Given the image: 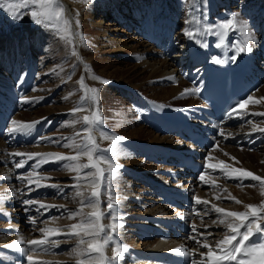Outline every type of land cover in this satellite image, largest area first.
I'll return each mask as SVG.
<instances>
[{"label": "bare ground", "instance_id": "1", "mask_svg": "<svg viewBox=\"0 0 264 264\" xmlns=\"http://www.w3.org/2000/svg\"><path fill=\"white\" fill-rule=\"evenodd\" d=\"M260 1L264 2V0H213V2L211 4L212 7H211V10L209 12L210 19H212L211 23H214V24L222 22L223 20L227 19L228 16H231L232 15L231 12L228 11L229 13H227V10L224 11L223 8H225L227 6H232L234 4H239L241 7L245 8L246 11L249 12V14H251V16L249 15L250 16L249 20H251L252 23H253V29H251V31H253L252 33L255 36V40L252 42V45H253L252 52H244L243 54L245 55L244 56L245 60H247L249 63H252L253 66H256L257 58H259L258 53L260 51H262V50L264 51V49H263L264 37H262V35H261L262 42H260V36L258 34H256V31H255V26L257 25V26H259L260 30L264 32V26L260 27V25H262V24L264 25V21L260 17H258L259 12L262 11V14H264V3H261V5L263 6L262 9H261V7L259 8V10L257 8L258 11L256 13L255 12L251 13V10L255 9L257 7L256 5H258L257 2H260ZM61 2H64V4L67 7V10H69V16L72 17L73 16V13H72L73 12L72 11L73 10L72 9V6H73L72 2L70 0H61ZM174 5H175V7H178V9L175 8L177 11L175 9H173L172 14L171 13L165 14V13L168 12V10H166L164 13H162L163 9L162 10L161 9L160 10H156L153 7H151V8L149 7L148 8L149 11H150L149 14L151 16L154 15V14L158 15L157 17L161 16L162 23L160 25H155L153 22H151L153 25L151 23H149V24L147 23L148 24L146 26L147 30H145L146 28L142 26L143 33L140 34L141 37L136 34L135 38H130L129 37V40L125 39L123 41L122 40L121 41L116 40V42L115 41L114 42L108 41L106 43L102 42L103 45L101 46V50L100 51L104 53V58H102L101 60L105 61L107 63V65L103 66V68H99L96 71L95 76L100 77L103 80H107V81H109V83L108 84H104L100 80L92 79L90 75H88V79L90 80V81L89 80L88 81L91 84L93 83L94 86L99 85L101 87L103 95H102V97L100 99V102L102 104V108H103V111L105 113H106L105 106L106 105L109 106L108 105V98H112V96H115V97L119 98L120 103H123V104L126 105V109H127L126 112L127 113L129 112L128 113L129 120H127L125 118V115H124V118H123V116H121L123 114V110L120 109L119 112L118 111L117 112L116 111L115 112L114 111H110L111 113L113 112L112 113L113 116L112 115L109 116L111 119L113 117H115L114 114L115 115L118 114L120 116V118H119L120 125H119V127H116L117 128L116 129L115 127H113V125H112L113 123L111 124V126H110L109 123H107L109 125L106 124L105 127H102L101 129H99L96 132L97 141H98V143L100 144V146L102 148H108V146L110 144V141L109 140L100 139L99 138V132L100 131H105L109 135H111L112 133L111 132L109 133L108 130H110V131L112 130V132L117 133L118 135L122 136L123 138L136 140V139H138L136 137H139L141 134L146 133V131L151 130L153 128L152 125H156V123L152 120L153 115H151L149 113V109L150 108L146 104H143V100L140 99L139 96H137V92H138L139 88L141 89L140 86L145 85V83H147V82L150 85H151V83H153V86L151 85L152 88H151V91H150L151 92L150 97L152 99L147 98V97L145 99H148L150 102H152L153 105H155L158 109H161V111H162V108H165L164 102L168 101V102L171 103V101H174L176 99L183 100V98L185 96V95L181 96V93H183L185 91L186 88H185L184 84L187 85V82H186L185 79L181 80L179 78L180 70L183 69V67L185 69V67H187V66H189L191 64L192 65L194 64V66H196L198 64V63H196V61L201 60V61L204 62V61L208 60L209 58L213 57L214 53H216V54L218 53L220 55L221 54L223 55V53L227 52V51H229L231 53L233 52V47H232V42H234V38L233 37L234 36H238L239 33L237 35L232 33L233 36L230 37L231 38L230 41L228 43H225L221 47H217L216 46L219 43L218 39L212 40L211 38H205L204 41L198 45V47L191 48L190 46H188L186 44L185 47H186L187 50L183 49L184 51H180L178 49V51L174 52V53H177V54L173 57V59L171 57H169L170 56L169 51L172 52V50L167 48V46L165 48V45H164V48L161 47V49L166 50V52L163 53V55H161L160 52H162V51H160L159 48L156 49L157 47L154 48L155 45L153 43V40H150V41H152L150 43V41H149V39H148V37L146 35V32L149 31V32L157 33L158 29L160 28L162 34L165 33L166 34L165 35L166 39L169 40L171 43L172 42L173 43L174 42H178L179 45H180V42H182L184 44L187 43L186 42V38L188 39V37L185 36L183 34V32H182V29L185 26L183 25V27L181 28L180 25L177 27L174 24L172 27H170L168 25V23L166 22V20H168L170 22V18L173 17L172 15L174 13L177 14V16H178L177 19L178 20H180L179 19L180 17L181 18L188 17L187 16V12H188V9H189V5L186 4V6L183 7L182 0H175ZM180 7L184 8L183 11H186V12H182L179 15V12H181ZM220 7H223V8L220 9ZM218 9H220L219 12H218ZM201 11L204 12L203 8L201 9ZM150 18H149V20H150ZM253 18H255V20L256 19H258V20L254 21ZM158 20H159V18H158ZM260 20H262V21H260ZM258 22H260L259 25L257 24ZM98 25H99L100 30L102 31L103 34L105 32H109L110 34H112L113 32H116V30L114 28H107V25L106 26L101 25V24H98ZM137 25L135 24V27H138ZM161 25H164V28H162ZM94 26H96V25H94ZM175 27H176V29H175ZM76 29H77V27H76ZM99 35H100V33H99ZM205 40H210L212 43L211 42H207ZM235 40L237 41V39H235ZM195 41L196 40H194V42ZM227 41H225V42H227ZM130 43L133 46L130 45ZM204 43L207 44V47L202 46ZM149 46H151V48ZM52 47H53V51L51 49ZM51 48H50L51 53H52L51 56H53L54 58H58L59 56L61 57V56H63V55L68 53V50L65 47L63 48L62 44H60V42L58 40H56V41L51 43ZM79 49H80L81 55L83 56V54H82V44L81 43H79ZM123 49H126V50L127 49H131V52H133L135 55L136 54H140V56H142V54H146L144 57H142L143 61L146 60L145 57H147V56L151 57V59L156 56V57H158V60L160 61V66L154 67L155 65H153V64L149 65V66H146V65L145 66H143V65L140 66L142 62L137 63L136 65H134V64L133 65L125 64L124 61H122V59L120 60L118 56L115 57L116 56L115 54L123 52ZM154 49H156V50H154ZM196 49H201V51H202V55L201 56L198 54V51ZM44 50L48 51L49 48H46ZM111 52L114 53V54H110ZM180 54H183V56L182 57L179 56ZM69 57L70 56H68L66 59L63 58L64 60H62V58H61L59 60V62H56L54 64V66H49L43 71L42 74L45 76L44 79L47 78L45 80V82H42V84L39 85V86L36 85L38 87H36L35 90H31L30 93H26L25 96H24V97H28V98L31 99L30 103H22L21 101H19L18 86L20 84V76H19V72L21 70L20 65L19 64H17V65H9V63H7L5 61H4L5 63L1 62L2 60L0 59V111H9L11 109V103H10V100H11L12 104L16 105L19 108V112L16 113V114H18L17 115L18 119H21L22 121H26L27 120L29 122H33V121L38 122V123L35 124L32 132L29 135H24L27 138H29L30 135L34 134L35 132H38L41 129L43 121H47L48 125H51L52 122L54 123L53 131H49L46 134V137L44 136L45 139L40 141V145L39 146H41V145L43 146V150L42 151H39V150L33 149V148H28V147L36 146L35 144H32V145L28 146L25 142H22L20 145H18L17 144L18 139H20L21 141L23 139L21 137H18V135H9L7 133V131H6V129L4 130L3 134H0V166H1L0 167V178H5L4 180L10 181V182H12L15 185V187L8 186V187H6L5 190H3L4 188L0 187L1 195L4 196V197H7L8 194L9 195H14V193L16 192V189L18 187L15 184V182L13 181L15 176L12 174V170H13L12 166L15 165V162L19 161L20 157H14V156L11 157L12 156V155H10L11 153H15V152H33V150H34L35 152H33V153H64V154H72L70 149L65 148L63 146V143L65 141H61L60 143H55L54 142L56 139H58L60 137L71 136L74 132L81 130V127L79 128L80 125H77L75 128H73V127H63V125L66 122H68L71 119H73V117L69 114V110L71 108H73L74 106H76L79 103V101H80V98L77 97V95H76L77 94L76 91H77V85H78L77 84L78 75H79L78 73L83 68L80 64H78L77 58H75V57L69 58ZM182 58H184V59H182ZM135 59L136 58H134V60ZM223 59L225 61L227 60L225 57ZM150 61H152V60H150ZM105 62H104V64H105ZM49 65H50V63H49ZM70 65L72 67L75 66L74 72H71L73 70H71V68H69V67H71ZM90 65H91V62H90ZM95 66H96V64H95ZM247 66L251 67V65H247ZM99 67H102V66H99ZM68 68L71 70L70 72L72 73L71 74L69 72L72 75V79L71 80H68V78H67L68 75H69V73L67 71ZM84 68H85V64H84ZM63 69L66 71L65 74L62 72ZM86 69L84 71H86ZM166 70H168V71L172 70V72H173L172 74L173 75L172 76L169 75L172 78L168 77L166 75ZM87 72L91 73V71H87ZM248 72L249 71H247V74H248ZM252 74H253V80L249 79V84L251 86V89L248 92V96L252 95L253 96V100L254 101L259 100V103L249 102V104L246 106L245 109L240 110L242 112H246L247 113L246 115H243V117L245 116L248 119L245 122L241 123L239 126H237L234 129V133L235 134L242 133V132H245V131H248L249 129H251V124L249 123V121H251L252 124H256V125H258L260 127H263L262 123L260 122L259 119L264 120V116L254 115V113L264 112V100H260V97H264V79L261 76H259L254 71H253ZM49 77H54V78H56V80L53 79L52 82L50 83L49 82ZM136 77L138 78V83L125 82V81H130L132 78H136ZM41 80H43V78H41L39 80V82ZM94 80H95V82H94ZM62 82H66L67 83V86H66V88H64V90H63ZM89 82H88V86L91 87ZM109 85L113 86L114 90L112 88L110 89L108 87ZM125 85H129V86H125ZM115 90L118 92V95H115V92H114ZM251 90H252V92H251ZM69 92H73V95L70 98L65 99V97L68 95ZM119 94H120V96L121 95L122 96H127L129 99H131V101H132L131 105H129L127 100H125L123 97H119ZM134 94H136V96H137L136 99L139 98V99L136 100V103H135V98H133ZM47 97H49V98H47ZM193 97H194V94H193ZM32 98H35V99H32ZM42 99L44 100V104H45L46 100L53 99L52 102L54 104H52L50 106H46V107L44 106L43 107L40 104ZM194 100L196 101L195 97H194ZM194 100H193V102H194ZM83 106L84 107H88L87 104H85ZM167 111L163 110V112L169 113V111L168 112ZM84 114H86V113H81V114H78V115H84ZM154 114L156 115V117L159 118V114H157L156 112ZM105 116L107 117V114L104 115V117ZM51 118H52V121H51ZM237 118L238 117L234 116V117L228 118V119L231 120V121H235V120L238 121ZM64 119H66V121H64ZM131 121H132L134 126H131ZM210 123H213V122H210ZM233 128H234V126L231 125L230 127H227L225 130H232ZM43 129H44V127H43ZM128 129H130V131H128ZM42 132L44 133V131H42ZM46 132L47 131H45V133ZM171 136L172 135H168V134H167V136H164V137L161 136L163 140H165V139L168 140V142H165L167 144H163L162 142H160L162 140H158L160 142L159 144L156 143L157 139H160V138H158L156 136H152V139H153L152 141H155L152 144L155 145L154 146L155 147V151H156V149H159V152H161V154H160L161 157L165 156L166 158H168L171 155V152H172V150L175 147L178 150H183L187 146V144L183 140H179V139L175 138L174 136H172V137H174L173 138L174 140H171V141H170V138H166V137H171ZM233 137H235V136L230 135V139H232ZM262 137H264V134L262 135ZM47 138H51V139H47ZM37 139H38V137H37ZM38 141H39V139L37 140V142ZM222 141H223V139L218 142V144H217V146L215 148H212L209 151V152L212 153V156L215 158L212 162L216 163L219 160H223L224 162L228 161V165H231V166L233 164L235 165L233 157L234 158H238V159H242V158L237 156V155H234V154L228 155L226 153V148L233 150V149H235V147H238V146L224 145L222 143ZM120 143H121V141L119 142V144ZM140 145H142V144H140ZM142 146H143V148H141V149L139 148V146L138 147L136 146L135 149H138V151H141V152L149 154V150H148L149 149V145H142ZM226 146H228V147H226ZM263 148H264V144H261V145H258L257 148H255V149H245V150H248V151H250V150L251 151H253V150L254 151H260ZM218 149H221V151H219ZM29 150H31V151H29ZM261 152H259L260 154L258 155V157L264 163V150L261 151ZM218 154H220L221 156H224V158H221L220 155H218ZM151 155H153V153ZM205 156H204V160H205ZM141 158H143L142 155H141ZM116 159H118L119 161H121L122 163H124L128 167L127 168L128 171H123L122 170L123 172L119 173V177L115 181V184H114V192L115 193H113L115 196H117L119 199H121L123 201V203L125 204L124 207H126V205H127V207L131 206L133 204V202H132L133 197L139 196L138 192H137V195L134 193L133 184L131 183L130 180H128L127 177H129V176H127V174H132V175L136 176V179H137V177L141 178L140 173L142 171H144L145 175L152 176V177L155 178V179L150 178V182H152L154 180L160 181V179H162L163 176L161 175V177H160L157 174L159 169H160L159 174H160V172H164L165 173L167 170L171 169V168H167V167L162 168L158 164L156 156L154 157L155 162L148 161V162H151L152 165H150V164L147 165L148 162L146 163L143 160H141L140 158L133 157V156L129 155L128 153H120L119 152V155L116 156ZM29 163H30V166H31V164H33L34 161H29ZM58 163L59 162H50V163L42 165V167L37 170L40 175L52 178L50 180L41 181L42 184H56V185L61 186V188L63 189V191H61L60 188L41 187V188H44V190L47 191V192H49V191L52 192L51 197L44 198L43 203H49L50 205H64L65 206L64 208H54L53 212L57 213V211L59 210L60 211L59 214L63 213L65 216L63 214L61 216L62 217L64 216L65 219H68L69 220L68 222L77 221L75 219H69L68 218L69 212L75 210L77 208V205H79L78 198L76 200H74L72 198L73 194L75 192V189L67 187V186L72 185L74 183V181L71 178L74 174L73 173H69V172L65 173V171H64L65 169L62 168L61 162L59 163L60 165L57 167V168L60 167L61 170H58V172L53 171L51 168L54 167L55 164H58ZM241 163L244 164V162H242V161H241ZM48 167H50V169L47 170ZM15 169L16 168L14 166V170ZM30 170H31V167H30L29 171ZM145 170L148 173L145 172ZM174 170L175 171H179L180 169L178 167H176V168H174ZM256 170H257L256 172H253L254 174L264 177V175H262L264 173V164H263V166H261V169H260L261 172L259 171V169H256ZM136 171H138L139 173L136 172ZM21 174H23V173H21ZM21 174H19V175H21ZM123 175L127 176V177H124ZM222 176H223L224 180L228 179V177L224 176L223 174H222ZM132 178H134V177H132ZM119 179L123 180L122 183L124 182L125 185L120 184L118 182ZM198 180L199 179H197L196 177H193V176L190 177L189 180H188V187L192 186V185H195V184H197V186L199 187L200 184H198ZM214 180L216 181L218 179L214 178ZM237 181H238L237 183L239 185L241 184L242 186H244L245 184H248L249 182H252L251 180L246 179V180L243 181V182H245L244 185H243L239 180H237ZM247 181H248V183H247ZM18 185H19V187L23 186L26 189L28 188L26 181L20 180ZM254 186H257L256 188L258 190L260 189L259 184L258 185L255 184ZM121 187H123V189H124L122 193L117 191ZM146 188L152 189V191H153V187L151 185H149ZM245 188H246V190H248V189L250 190V186L249 187H245ZM220 191H221V189L219 187H214L211 192H207V194L204 195V196L206 198L214 201V202H217V200H218L217 197H220V199L223 197V195H222V193ZM205 193H206V191H203V192L199 193L198 197L205 199V197L203 196V194H205ZM103 198H104V201H105L106 197H103ZM245 198H243V199L246 200L247 198L246 199ZM33 199H35V197ZM259 199H260V197L255 193L252 197H248V199L246 201H247L248 204H255V203H257L259 201ZM24 208H25L24 210H26V207H24ZM133 208H134V206H133ZM164 208L165 207H163L161 209L163 210ZM89 210L90 209H85V211H89ZM130 211H132V210H130ZM165 211L167 212V210H164V212ZM59 214H57V215H59ZM129 215H131V214H129ZM62 217L61 218L58 217V218L63 219ZM128 217H126L125 219H127ZM140 217H143L146 220H148L147 216H139V218ZM52 218H56L55 215L53 217H51V218H48V219H52ZM135 219H137V217H130L127 220H135ZM209 221H211V220H207L206 219L205 220V222H206L205 225H207L209 223H212V222H209ZM3 229H4V226H3V224H1L0 225V243L3 242L4 240L7 241L6 243H8V241L10 242L13 238L20 237L18 235H15V234L12 235L10 233L11 236L6 239V237H8V236L4 237L2 235ZM24 232H25L26 235H29V238H32V237L34 238L35 237V236H32V233L28 229H25ZM204 233L207 234L208 232H204ZM37 234L41 236L40 233H37ZM59 240L61 241V244L69 243L70 248H72L74 246V244H75L74 240H71V239H69L68 237H65V236H62V238H60ZM193 242L196 243L194 240H193ZM109 248L111 249V247H109ZM53 249H57V248H53ZM53 249H51V250H53ZM51 250H49L47 253L51 254ZM70 251L71 250H69V252ZM66 252L67 251H65V253ZM134 254L132 255V254H129L128 252H125L124 253L125 256L123 257L122 260L119 261V264H142V262H144L143 261L144 260V254L140 253V252L134 253ZM55 255L53 257H61L62 256V255L59 256L57 254H55ZM67 257L70 258V256H67Z\"/></svg>", "mask_w": 264, "mask_h": 264}, {"label": "snow or ice", "instance_id": "2", "mask_svg": "<svg viewBox=\"0 0 264 264\" xmlns=\"http://www.w3.org/2000/svg\"><path fill=\"white\" fill-rule=\"evenodd\" d=\"M185 2L189 5V9L187 12L188 18L184 21L186 26L182 29V32L189 39H195L197 43H201L199 37L211 34L219 37V43L216 46L221 47L225 44L228 33L239 32L243 39L232 42L236 54L231 56L230 59L235 61L240 53L252 52L251 42L255 40V36L250 30L248 22L239 19V13H233L230 18L222 22L209 23L206 13L201 11L198 6L199 0H185ZM0 8H3L14 20L23 18L25 12H22V9L28 10L27 14L37 26L54 30L55 35L60 40L71 46V55L79 59V53L75 45L85 43V41L83 35L73 29V21L66 15V8L61 0H0ZM79 23V20L76 19L75 25L77 28ZM202 46L207 47V44L204 43ZM213 59L217 64L225 62L219 57ZM67 78L71 80L72 75L69 74ZM91 78L100 80L104 84L109 83V81L95 75H91ZM77 84L79 85L78 91L83 94L80 96L79 103L69 110V114L73 119L66 122L63 127L75 128L80 125L81 130L74 132L71 136L60 137L54 141L55 143L65 141L63 146L70 149L72 154L33 152L10 154L14 157H20L19 161L15 162L16 169L25 168L29 161H34L30 166V171L16 177L18 180L26 181L28 192H33L41 187L60 188L63 191L59 185L41 183L43 180L52 179L40 175L37 171L44 164L61 162L62 168L74 174L71 177L74 183L67 187L75 189L72 198L74 200L78 198L79 207L70 211L68 218L75 219L77 222L63 227H40L38 229L41 234L39 239L24 241L21 238L5 245V247L25 252L26 249L20 247V245L26 243L33 251L37 249L49 251L60 246L61 241L54 237L65 236L75 241L74 246L68 253L72 264H119L128 249L125 245L119 243L117 239L118 229L122 227L117 222L121 219L117 214L120 200L113 193L115 181L118 179L119 170L122 167L116 162L115 158L119 153L115 146L124 138L100 131L99 138L110 141L107 149L101 148L96 135V132L104 125L100 110V90L96 87H89L85 83L83 75L80 76ZM199 91V88L185 89L181 96L199 93ZM72 95L73 92H69L65 99L70 98ZM260 100H264V97H260ZM21 102L30 103L31 99L22 97ZM249 102L259 103V100L254 101L253 96L249 95L246 99L238 101L236 106L226 114L227 117L242 118L247 113L240 110L245 109ZM85 104L88 107H84ZM81 113L86 114L78 115ZM254 115L264 116V112L254 113ZM36 123L38 122L11 119L6 131L9 135H29ZM249 123L251 124L249 135L256 132L264 134V127L252 124L251 121ZM220 135H224V129L222 128L220 129ZM214 159L211 152L205 156L202 165L203 170L198 176L201 182L215 187V181L211 179L208 172L209 170H219L224 176L239 180L241 183L246 179L258 182L261 194L264 195V177L246 169L232 167L223 160L213 163ZM233 159L235 158L233 157ZM102 197H106V207H102ZM219 198L217 197V199ZM229 198L237 204L241 203L234 196ZM4 199V196H0V201ZM195 203L208 205L209 202L201 200L197 196L195 197ZM23 204L27 206L37 205V211L43 209L45 212L51 208L65 207L64 205L45 204L32 199L23 200ZM86 208L90 210L85 211ZM244 208V211H230L212 204L210 210L217 215V219L212 221V225L223 227V237L210 243L208 238L212 236V233L199 232L193 224L191 231L195 235L190 236L189 239L194 240L199 247L197 249H185L181 246L172 249V251L184 256L198 254L199 260L192 259L191 264H264V200H261L259 204H246ZM204 215H208V212L206 211ZM106 216L110 217V222L107 224L103 223ZM29 221L33 225L36 224L35 217H30ZM204 227L209 226L205 225ZM110 245L113 246L109 256L106 250ZM200 249H206V251H200ZM26 260L27 264H69L66 261L38 259L33 255H27Z\"/></svg>", "mask_w": 264, "mask_h": 264}, {"label": "rangeland", "instance_id": "3", "mask_svg": "<svg viewBox=\"0 0 264 264\" xmlns=\"http://www.w3.org/2000/svg\"><path fill=\"white\" fill-rule=\"evenodd\" d=\"M70 1L72 2V5H73L72 6V9H73L72 10L73 11L72 12L73 13V16L72 17L69 16V10H67V7L64 4V2H62V3H63V5L66 8V15L73 21V29L76 30V31H78V32H80L83 35V38H84V41H85V44L82 43V54H83V56L80 53L79 43H77L75 45L76 48H77V51L79 53V59L77 57H75V58H77L78 64H80L83 67L82 70L78 73L79 74L78 75V80H79L80 76L83 75L85 77V83L87 85H88V82L90 81L88 79V75H90V76L91 75H95L96 71L99 68H103V66H106L107 65V63L105 61L101 60L102 58H104V53L100 51L101 50V46L103 45L104 42L105 43L108 42V41H110V42H114L115 41L116 42V40H118V41H121L122 40L123 41L125 39L126 40H129V37L130 38H135L136 34L141 37L140 34L143 33L142 26L145 27V28H147L146 26L149 23H151L150 20L155 25H159L161 23L160 21L162 19L161 16L157 17L158 15H155V14L151 16L149 14V12H150L149 9H148L149 7L150 8L153 7L156 10H160V9L162 10L163 9L162 10V13H164L166 10H168V12L165 13V14H168V13H171L172 14L173 9H175V8L178 9V7H175V5H174L175 0H70ZM164 1H166V4L165 5L163 4ZM212 2H213V0H199V5H198L200 7V9L203 8V10H204V12L206 13V16H207V21L209 23H211V21H212V19H210V15H209V12H210L211 7H212L211 6ZM182 3H183V7L186 6V4H187L185 2V0H182ZM257 3H258L259 6L256 5L257 7L255 9H252L251 10V13H253V12L256 13L259 10L260 7L262 9L263 6L261 5V3H264V2L260 1V2H257ZM5 7H6V5H5ZM146 8H147L148 15L146 13ZM222 8L223 7H220V9H222ZM257 8H258V10H257ZM180 9H181V12H179V15L182 12H186V11H183L184 8L180 7ZM220 9H218V12H219ZM223 10L224 11L227 10V13L231 12V14H233V13H239V19H242V20L247 21L250 30L253 29V23H252L251 20H249L250 19L249 17L251 16V14H249V12H247L246 9L243 8V7H241L239 4H234L232 6H227V7L223 8ZM21 11L22 12H25V14L23 15V18L20 19V20H14L11 16H9L7 14V12L3 8H0V59L2 60L1 62H3V63L7 62V63H9V65H17V64H19L20 67H21V70L19 72L20 84L18 86L19 101H21V98L24 97L26 93H30L31 90H33L36 87H38L39 85H41L42 82H45V80L47 78L44 79L45 76L42 73H43V71L47 67L54 66V64L56 62H59V60L61 58H62V60H64L68 56H70L69 58L74 57V56L71 55V46L70 45H66L64 43V41L60 40L55 35L54 30L46 29V28H44L42 26H37L32 21V19L30 18V16L27 14V11L28 10L22 9ZM77 13H78V15H77ZM172 16H174V17L170 18L171 24L169 25V23H168V25L170 27H172L174 24L177 27L180 25L181 28L183 27V25L186 26L184 24V21L188 17H186V18H181L180 17L179 18L180 20H178L177 19L178 18L177 14L174 13ZM230 17L231 16H228L227 19L230 18ZM258 17H260L264 21V14H262V11L259 12ZM149 18H150V20H149ZM158 18H159V20H158ZM76 19H78L79 22H80L77 29H76L77 26L75 25V20ZM253 19H254V21H257L258 20V19L255 20V18H253ZM145 20L148 21L147 22L148 24H145L144 23ZM262 20H260V21H262ZM251 23H252V25H250ZM93 24L96 25V26H94ZM98 24H101V25H104V26L107 25V28H114L116 30V32H113L112 34H110L109 32H105L103 34L102 31L100 30V27H99ZM135 24L136 25L138 24L137 25L138 27H135ZM257 24L259 25L260 22H258ZM161 27L164 28V25H161ZM260 27H261V25H260ZM175 29H176V27H175ZM258 30H260L259 27H258ZM99 33H100V35H99ZM232 33L233 32L228 33V36L226 37V40H225V41H227V40L228 41L225 42V43H228L230 41V39H231L230 37H232L233 34L237 35L239 32H237V33L234 32L233 34ZM155 34H153V35L158 36V33H155ZM239 34H238L239 40H242L243 37L241 36V34L240 35ZM256 34H258V33L256 32ZM205 38H211L212 40H215V39H218L219 40V37H217L215 35H211V34L209 35V34H207V35L201 36L199 38L200 41H201V43L204 41ZM233 38L236 39L235 36ZM53 40L54 41L58 40L60 42V44H62V47L63 48L65 47L68 50V53L65 54V55H63V56H61V57L59 56L58 58H54L53 56H51L52 53H51L50 48H51V43L54 42ZM205 41L211 42L210 40H205ZM151 42L152 41H150V43ZM168 44L170 45V47H174L173 49L176 48L175 51H178V48L179 47L182 48V49H184V50L186 49V47H185L186 46V43L184 44V43L180 42V45H179L178 42H174V43L172 42L171 43L168 40ZM130 45H132V44L130 43ZM251 46L253 47L252 42H251ZM45 47L46 48H49V50L48 51L44 50V49H46ZM149 47L151 48V46H149ZM158 47L161 48L158 45H156L154 48L158 49ZM51 49L53 51V47ZM156 49H154V50H156ZM184 50H180V51H184ZM120 53L115 54L116 55L115 57L118 56L119 59L120 60L122 59V61H124L125 64H129V65H133L134 64V65H136L137 63L142 62L140 66H142V65L143 66H145V65L146 66H149V65H152V64L155 65L154 67L160 66V61L158 60V57H156V56L154 58H152V59H151V57L147 56L148 58L145 57L146 60L143 61L142 60V57H144L146 54H142V56H140V54H136L135 55L133 52H131V49H127V50L126 49H123V52H120ZM160 53H161V55H163V52H160ZM110 54H114V53L111 52ZM179 56L182 57L183 54H180ZM134 58H136V59L134 60ZM171 58L173 59V57H171ZM182 59H184V58H182ZM150 60H152V61H150ZM90 62H91V65H90ZM104 62H105V64H104ZM49 63H50V65H49ZM84 64H85V68H84ZM95 64H96V66H95ZM99 66H102V67H99ZM69 68H71V70H73V71H71ZM69 68L67 70L68 73L70 71L71 72H74L75 66L74 67L71 66ZM85 69H86V71H84ZM87 71H91V73H89ZM62 72L64 74L66 73V71L64 69L62 70ZM172 73H173L172 70H169V71L166 70V75L168 77H171L173 75ZM169 75H171V76H169ZM41 78H43L44 81L41 80L40 81L41 83H40L39 80ZM53 79L56 80V78H54V77H49V82L51 83ZM94 82H95V80H94ZM125 82H128V83H138V78L137 77L136 78H132L130 81H125ZM36 85H38V86H36ZM62 85H63V90H64V88H66V86H67V83L66 82H62ZM151 85L153 86V83H151ZM151 85L147 82V83H145V85L140 86L141 89L139 88V90L137 92V96H139V97H143L144 96L145 98L147 97V98L152 99L150 97V94H151L150 91H151V88H152ZM90 86L91 87H96V88H98L100 90L99 96H100V99H101V97L103 95L102 90H101V87L99 85L94 86L93 83L92 84L90 83ZM125 86H129V85H125ZM184 86H185V88H188L186 84H184ZM108 87L110 89L112 88L114 90V87L113 86L109 85ZM78 88H79V85H77V91H76L77 94L76 95H77V97L80 98V96L83 93L81 91H78ZM114 92H115V95H118V92L116 90ZM134 96H133V98H135V103H136V100L139 99V98L136 99V97H137L136 94H134ZM119 97H123L125 100H127V102L129 103V105H131L132 101H131V99H128L127 96H122V95L120 96V94H119ZM47 98H49V97H47ZM192 99L194 100L193 93H190V94H186L184 96L183 100L176 99L174 101H171V103L168 102V101H166V102H164V105H165V108H167L168 106H173L175 108L176 107L182 108V107L185 106V103L192 102ZM52 101H53V99L46 100L45 101V104H44V100L42 99L41 102H40V104L43 107L44 106L46 107V106H50V105L54 104ZM108 105L109 106H107V105L105 106V109H106L105 110L106 113H105L103 111L102 104L100 102V110H101V114H102L103 120H104L103 127H105L107 123H109L110 126L113 123L112 125L115 128L116 127H119V125H120V120H119L120 116L118 114H116V115L114 114L115 117H113L111 119L109 116L110 115L113 116V114H112L113 112L111 113L110 111H114V112L115 111L116 112L118 111L119 112L120 109H121V110H123V114L121 116H123V118H124V115H125V118L127 120H129V116H128V113L129 112L128 113L126 112V110H127L126 109V105L123 104V103H120L119 98H117L115 96H112V98H108ZM182 109H185V108H182ZM159 110H161V109H159ZM163 110H165V109L162 108V111ZM17 112H19V108H18ZM17 112L11 113L10 119L8 120V123L10 122L11 119H16L18 121H22L21 119H18L17 118V115H18V114H16ZM106 114H107V117L106 116L104 117V115H106ZM259 120L262 123V126L264 127V120H261V119H259ZM51 121H52V118H51ZM64 121H66V119H64ZM25 122H29V121L26 120ZM109 124H107V125H109ZM131 126H134L133 123H132V121H131ZM43 127H44V129H43ZM80 127L81 126H79V128ZM41 129H43L42 131H44V132L47 131L45 133V135H44L46 137V134L49 131H53V129H54V123L52 122L51 125H48L47 121H43L42 122ZM128 131H130V129H128ZM149 131H146V133H143L139 137H136V138H138L136 140L124 138L119 145L115 146L117 148L118 153L119 152L120 153H128L129 155H131L133 157L140 158L141 160H143L144 162L147 163L148 160H145L144 157L141 158V155H140L138 149H135L136 148L135 147V144L132 141H135V143H136V141L140 142L139 144H137V147L139 146V148L141 149V148H143L142 145H149V144H152L153 142H155V141H152L153 140L152 139V136H156V137L160 138V139H157V142L156 143H158V144L160 143L158 140H163L161 136L159 137L157 131H153L152 129L149 130ZM108 132L109 133L111 132L112 134H115L117 136H120L117 133L112 132V130L111 131L108 130ZM41 135H43V132H42ZM44 136H43V138H44ZM120 137H122V136H120ZM166 138H170V141L171 140H174L173 139L174 137H172V136L171 137H166ZM38 139H36V141H35V145L36 146H34V147H28V148H33V149H37L39 151H42L43 150V146L42 145L39 146L40 145V141L37 142ZM143 142H147V144H145ZM165 142H168V140L165 139V140L162 141L163 144H167ZM140 144H142V145H140ZM153 146H155V145L153 144ZM226 147H228V146H226ZM242 148L235 147V149H233V150L226 148V153L228 155L234 154V155H237V156H239V157L242 158V159L235 158L236 159V160L234 159L235 165L233 164L232 167L242 168V169H246V170H249V171H252V172H256L257 171L256 169H259V171H260L261 166H263L264 163H263L262 160L259 159L258 155L260 154L259 152H261V151L264 150V148L261 149L260 151H254V150L253 151H251V150L248 151V150H245L247 148H243V149ZM103 149H107V148H103ZM218 150L221 151V149H218ZM29 151H31V150H29ZM33 152H35V151L33 150ZM218 155H220V154H218ZM11 157H13V156H11ZM220 157L221 158H224V156H221V155H220ZM241 161L244 162V164L241 163ZM116 162L119 163L120 165H122V167L119 170V173L120 172H123V171H128L127 170V166L124 163H122L118 159H116ZM225 163L228 164V161L225 162ZM149 164L152 165L151 162H148L147 163V165H149ZM59 165L60 164L55 165L56 167L54 166L51 169L53 171L58 172V170H61L60 167L57 168ZM64 171H65V173L68 172L66 170H64ZM145 172H147V171H145ZM262 175H264V173ZM127 176H129V177H127ZM127 176H124V177H127L128 180L131 181V183L133 184V188H134L133 191H134V193L137 195V192H138V195L139 196L133 197V199H132V202H133L132 205L134 206V208H133L132 205L129 206V207H127V205H126V207H124L125 204L123 203V201L121 199H119L120 200V204H119L120 206H118V208H117V214L119 216H121V215L127 216L128 215L129 217L128 216L127 217L130 218V217H133V216L132 215H129L128 213H131V214H133L134 212L135 213H138L140 211H145L146 209H149V210H151V209H155V210L159 209V206L160 205L158 203H155L152 200L153 195L151 194V192H148V189L146 188V187H148V185H146L145 183H143L142 181H140L138 179L132 178L134 176L132 174H127ZM214 176H211V177H214ZM222 178H223V176H222ZM4 179L5 178H0V187L4 188L3 190H5L6 187H8V186L15 187V185L12 182L7 181V180H4ZM223 180H224V178H223ZM122 181L123 180L119 179L118 182L120 184H122V185H125L124 182L122 183ZM215 183L218 186H220V189H221L220 192L222 193V195H223L224 198L221 199L220 201L218 200L217 202L209 201L211 203V205L212 204H216L218 207L224 208V209L230 210V211H244L245 210L244 205L248 204L246 200L248 199V197H252L255 193L260 197L259 201L257 203H255V204H259L261 202V200H264V195L261 194V189L258 190L256 188L257 186H254L255 184L258 185V182H253L252 181V182H249L248 183V181H247L248 184H245L244 186H242L241 184L239 185L236 182L235 183L234 182H231L229 180H225V181L220 180V181H216ZM217 185L215 187H218ZM249 186H250V190L249 189L246 190L245 187H249ZM206 189H208V190H206V193L203 194V196L206 195L207 192H211L213 190V189L208 188V187ZM209 189H211V190H209ZM123 190H124L123 187H121L117 191H119V192L122 193ZM0 196H2L1 195V191H0ZM231 196L236 197L238 200L241 201V203L240 204L235 203L233 200H231L229 198ZM11 197H12V195H9L8 194V196L5 197V199H9ZM243 198H245L246 200H244ZM5 204H6V202L0 201V209ZM78 207H79V205H77V208ZM102 207H106V199L104 201V198L103 197H102ZM130 210H132V211H130ZM6 211H9V210L6 209ZM128 211H130V212H128ZM61 214H63V213H61ZM64 216L62 217L60 214L59 215H55V217H56L55 219H53V218L52 219H47L46 221L44 220V221H42L40 223H37V226L35 225L33 227V231L36 232V231H38V229L40 227H44V226H47V227H63V226H66V225H69V224H72V223H76L77 222V221L68 222L69 220L68 219H65ZM139 216H141V215H139ZM58 217H60V218L62 217L63 219H60ZM125 218H123L124 220L119 219L117 221L119 224H123V226H125V227H121L120 229H118L119 230L118 233L121 235V238H123V241L124 242H128V243H135L136 246H138L141 242L144 243L145 240H143V239L137 240L138 239V236L135 234L136 229H134V226L133 225H130V224L129 225L128 224L127 225L125 224V222L129 223L132 220H127L128 218L127 219H125ZM215 219H217V218H213L212 220H215ZM103 222L104 223H109L110 222L109 217L106 216L105 219L103 220ZM0 223L3 224V222H1V221H0ZM13 225H15V224H13ZM3 226H5V224H3ZM64 230L66 231L67 229H64ZM221 231H224V229H221ZM208 232H213V230H210ZM2 235L4 237L8 236V237H6V239L11 236V234H6L5 235L3 233H2ZM37 237H41V236L38 235ZM220 237H221V235H219V237H218V235H215V239H219ZM214 240L209 239V242L212 243L211 241L214 242ZM6 242L7 241L4 240L2 243H6ZM67 246H68L67 244H62V246H59L60 248H58V250H60V251H58L56 249L54 251V253L57 252V253H59L57 255H59V256L62 255L61 257H64V258H60V257H56V258H60L61 260H64L66 262H71L70 261L71 258L67 257V256H69L68 253H69V250H71V248H70V245H69L68 246V249H65ZM112 246L113 245H111L109 247H112ZM108 250H111V249L108 248ZM65 251H67V252L65 253ZM106 252H107V250H106ZM54 253L52 252L53 255L52 254L51 255L54 256L55 255ZM128 253L129 254H132L131 252H128ZM47 254L50 255V253H47ZM107 254L109 256L111 255L110 252H107ZM65 258H67V259H65ZM71 263H69V264H71Z\"/></svg>", "mask_w": 264, "mask_h": 264}]
</instances>
